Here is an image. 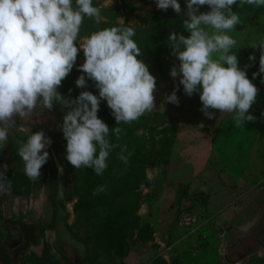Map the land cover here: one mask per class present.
Returning a JSON list of instances; mask_svg holds the SVG:
<instances>
[{
    "label": "rangeland",
    "instance_id": "obj_1",
    "mask_svg": "<svg viewBox=\"0 0 264 264\" xmlns=\"http://www.w3.org/2000/svg\"><path fill=\"white\" fill-rule=\"evenodd\" d=\"M179 3L186 12V0ZM93 4L101 9L100 22L133 27L138 36L168 39L173 31L189 35L183 26L187 17L182 15L176 25L177 17L165 16L167 11L158 9L156 0H93ZM232 8L240 14L241 23L229 35L237 41L233 51L239 67L258 88L250 108L256 119L237 127L234 113L219 110L209 119L201 111L199 93L185 95L179 77L170 76V69L179 63L176 57L167 53L154 60L152 65L161 69L159 74L151 73L157 84L154 111L162 117L137 132L146 137L147 148L155 155L140 169L142 183L149 184L140 193H122L117 185H109L105 195L112 204L96 203L89 168L74 169L66 160L67 141L60 130L66 108L54 104L47 110L38 105L30 116L16 118L0 164V171L5 172L0 178V227L5 225L14 238L22 225H32L40 239L33 247L45 243L39 253L30 247L21 264H264L254 241L264 220V73L253 77L259 72L260 49L251 46L264 40V6H240L237 0ZM209 10L207 5L199 9ZM148 12L161 16L164 23H155ZM93 31L94 25L82 24L80 37ZM250 54L255 55L254 62ZM84 59L80 50L58 88L63 96H78L75 81L83 74L79 65ZM177 86L179 104L166 102ZM108 108L102 100L99 110ZM41 130L52 143L40 170L39 178L46 183L40 186L26 179L17 152L32 132ZM53 150L63 167L62 181ZM150 160L154 166H149ZM258 211L263 214L259 224L244 230ZM188 214L198 218L195 229L181 225L180 218ZM108 215L110 219L103 221ZM123 241L128 244L126 255L122 254ZM146 254L150 258L145 262Z\"/></svg>",
    "mask_w": 264,
    "mask_h": 264
},
{
    "label": "clouds",
    "instance_id": "obj_2",
    "mask_svg": "<svg viewBox=\"0 0 264 264\" xmlns=\"http://www.w3.org/2000/svg\"><path fill=\"white\" fill-rule=\"evenodd\" d=\"M237 0H186V12L179 0H156L157 8L169 7L187 18L183 26L189 35L171 32L168 43L179 61L170 69V76L183 85L185 95L199 93L201 111L209 119L214 110L234 113L237 127L254 121L250 108L258 88L239 67L237 41L229 35L241 23L232 6ZM240 6H264V0H239ZM207 5L209 11H199ZM85 17L99 23L101 9L93 0H0V148L8 141L9 130L16 118L30 116L38 107L51 110L58 104L67 111L60 130L66 139V160L74 169L91 168L102 175L114 147H120L118 158L127 164L126 145H115L108 139L110 129L98 117L100 102L106 100L117 122L111 129L117 140L123 131L121 123L131 124L151 113L156 107V78L143 61L142 50L133 39L130 26L98 29L80 37ZM77 42L79 47H77ZM259 47V72L264 73V40L251 44ZM83 50L84 62L75 84L86 88L88 79L99 91H81L75 98L59 91ZM214 54H217L213 58ZM249 60L254 62L255 55ZM250 65H247L248 67ZM264 82V81H262ZM178 86L165 101L179 104ZM52 140L44 131L32 132L22 142L18 156L30 179H39L47 162V148ZM5 170H6V166ZM61 172L63 168L61 166ZM5 174L0 171V178ZM104 186L93 190V195Z\"/></svg>",
    "mask_w": 264,
    "mask_h": 264
},
{
    "label": "trees",
    "instance_id": "obj_3",
    "mask_svg": "<svg viewBox=\"0 0 264 264\" xmlns=\"http://www.w3.org/2000/svg\"><path fill=\"white\" fill-rule=\"evenodd\" d=\"M257 9L254 11L253 16L251 17V21L256 13ZM148 15H150L155 23L163 24L164 20L161 18V16H157L156 14H152L151 12H148ZM165 16L174 15L177 17L176 25H178L182 19L183 14H177L174 11L168 9L167 13L164 14ZM250 21V26H251ZM169 24L172 26V23L169 22ZM83 25L92 26L94 25V31L98 29L103 28H110L112 26H118V24H115L108 21H101L99 23H95L94 20L89 19L85 17ZM133 39L137 42L138 46L142 50V56L139 58H142L143 61L147 64L150 73L159 74L161 73V69H156L152 62L160 58H165L167 56V53L169 56L172 54V49L168 43V39H166L163 36H153L152 34H148L147 36L139 35L138 33H135L133 36ZM93 85V89H92ZM84 90H90L94 94H98L99 91L95 87V83L92 80L87 83L86 88H79V93ZM78 93V95H79ZM98 117L101 118L109 127L110 133L108 136V139L111 143L115 145H126L127 146V152L125 155H128V153H131V155L128 157V162L125 164L122 162L118 155L121 151L120 147H114L110 155L107 159V168L103 172L102 175H96L94 170L89 168V179H90V185L92 187V192L94 189L98 188L99 186H104V190L98 192L97 195V204L102 205H111L112 200L110 197H107L106 190L109 185H117L119 188V191L122 190V193L124 191H133L140 193L141 190L140 187L143 185L142 179L140 177V169L146 168V163L148 162L149 158L155 157L154 152L151 150H148L147 145L145 143V136H139L137 135V132L142 127H147L148 125H152L155 122V117H162L160 114L156 113L154 110L151 113H148L144 116H142L138 121H134L131 124L121 123L119 127L123 129V131L120 134L119 140H117L115 134L111 132V129L118 126L117 122L115 121L114 116L112 115V111L110 108L105 109L104 111L99 110L98 111ZM54 152V150H53ZM5 153V147L0 148V164L2 157ZM55 153V152H54ZM56 154V153H55ZM57 156V155H56ZM58 158V157H57ZM59 160V159H58ZM121 169V170H120ZM28 181H31V179L26 178ZM146 179V178H145ZM33 180V179H32ZM35 181L41 186L42 184L46 183V180L42 179H35ZM123 186V187H122ZM55 194L57 192L56 186L54 187ZM55 197V195H54ZM110 219V216H106L103 221H108ZM23 229H27V232L29 231H36L37 228L34 226H24L22 225ZM107 227V225H104V229ZM106 232H109L106 230ZM128 251V244L126 241L122 242V254L126 255Z\"/></svg>",
    "mask_w": 264,
    "mask_h": 264
},
{
    "label": "flooded vegetation",
    "instance_id": "obj_4",
    "mask_svg": "<svg viewBox=\"0 0 264 264\" xmlns=\"http://www.w3.org/2000/svg\"><path fill=\"white\" fill-rule=\"evenodd\" d=\"M262 218L263 214L259 211L256 212L253 220H251L254 221V224L252 226L258 225L259 220ZM27 230L28 228L20 229L15 237L12 238L9 237V235H11V232H6L5 225L0 227V264H21L27 250L32 245L39 244V234L36 231L27 232ZM257 235L258 236H256V238L254 239L257 244L256 253L264 257V220L260 225V229ZM12 240L13 242H11ZM42 246L44 247L45 243L43 244L42 242Z\"/></svg>",
    "mask_w": 264,
    "mask_h": 264
},
{
    "label": "water",
    "instance_id": "obj_5",
    "mask_svg": "<svg viewBox=\"0 0 264 264\" xmlns=\"http://www.w3.org/2000/svg\"><path fill=\"white\" fill-rule=\"evenodd\" d=\"M52 155H53V158H54V161H55V163H56V165H57V168H58V176H59V180L60 181H62V179H63V175H64V171H62L61 172V164H60V162H59V160H58V158H57V156H56V154L52 151ZM149 164V166H154L155 165V162L154 161H152V160H150V162L148 163ZM63 168V167H62ZM149 187V184H143L141 187H140V189H145V188H148ZM254 224V221H250V222H248V224L244 227V230H248L252 225ZM150 258V256L148 255V254H146V255H144L143 256V261H148V259Z\"/></svg>",
    "mask_w": 264,
    "mask_h": 264
},
{
    "label": "built area",
    "instance_id": "obj_6",
    "mask_svg": "<svg viewBox=\"0 0 264 264\" xmlns=\"http://www.w3.org/2000/svg\"><path fill=\"white\" fill-rule=\"evenodd\" d=\"M197 220H198L197 216L191 214L182 216L180 218L181 225H184L187 228H191V229H195V227H197L198 225V224L196 225Z\"/></svg>",
    "mask_w": 264,
    "mask_h": 264
},
{
    "label": "crops",
    "instance_id": "obj_7",
    "mask_svg": "<svg viewBox=\"0 0 264 264\" xmlns=\"http://www.w3.org/2000/svg\"><path fill=\"white\" fill-rule=\"evenodd\" d=\"M33 246H36V245H32L31 248L34 249L37 253H39V251H41V247H43L42 243H41V245H39L40 247H38V248L37 247H33Z\"/></svg>",
    "mask_w": 264,
    "mask_h": 264
}]
</instances>
